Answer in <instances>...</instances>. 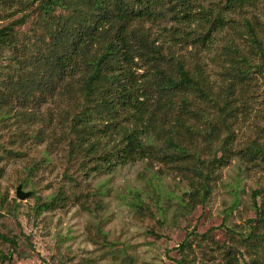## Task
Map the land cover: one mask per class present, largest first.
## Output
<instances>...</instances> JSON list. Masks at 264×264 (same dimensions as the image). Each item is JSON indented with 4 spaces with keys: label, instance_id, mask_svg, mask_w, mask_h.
I'll return each instance as SVG.
<instances>
[{
    "label": "trees",
    "instance_id": "16d2710c",
    "mask_svg": "<svg viewBox=\"0 0 264 264\" xmlns=\"http://www.w3.org/2000/svg\"><path fill=\"white\" fill-rule=\"evenodd\" d=\"M260 1L225 0L224 9L244 12ZM198 2L0 0V127L14 128L12 143L23 144L42 143L54 125L51 135L60 131L68 141L70 161L81 158L79 169L98 174L136 160H157L188 183L189 199L183 207L192 211L208 204L221 170L234 158L264 161V146L256 140L235 148L240 115L253 108L250 101L258 85L254 75L264 77V42L247 22L261 61L252 64L234 45L225 46L237 58L220 75L222 83H212L203 64L191 67L187 56L176 55L148 27L169 20L188 25L201 20L203 31H186V39L208 47L230 20L222 12L213 17ZM196 5L200 11H194ZM179 30L174 27L170 34L172 43L179 39ZM241 62L249 68L238 66ZM140 63L147 79L134 72ZM136 198L137 212L154 217L152 205L139 194ZM66 199L62 192L39 208ZM252 210L247 230L226 225L229 246L215 242V250L210 249L223 262L210 264H241L242 259L245 264H264V189L252 192ZM10 235L0 233V241L12 248L8 255L0 253V264H14V254L22 256L17 236ZM179 250L177 264H196L192 241Z\"/></svg>",
    "mask_w": 264,
    "mask_h": 264
},
{
    "label": "rangeland",
    "instance_id": "374dc122",
    "mask_svg": "<svg viewBox=\"0 0 264 264\" xmlns=\"http://www.w3.org/2000/svg\"><path fill=\"white\" fill-rule=\"evenodd\" d=\"M198 3L213 17L222 12L230 20L215 34L211 45L202 47L191 42V38L186 39V31H203L201 20L191 25L170 20L155 26L149 24L153 37L159 36L167 46H172L176 55L187 56L191 67L196 62L203 64L209 80L216 84L222 83L220 75L237 58L228 46L234 45L252 64L261 61L252 47L246 24L251 23L264 42V0L244 12L224 9L225 0ZM200 10L196 5L194 11ZM174 27L180 28L179 39L172 43L170 34ZM242 65L238 64L249 68ZM139 66L134 72L147 79L143 64ZM254 76L258 85L250 101L253 108L246 116L240 115V123L235 127L237 149L254 140L264 146V77ZM52 127L47 129L42 143L23 144L12 143L14 128L0 127V233L18 238L17 250L22 256L14 254V264H177L182 258L179 246L186 241H192L196 264L221 263L222 257L210 249L215 250V242L229 246L226 225L245 231L254 217L252 192L264 189L261 158H234L221 170L222 179L210 202L189 211L183 207L189 199L188 183L171 168L145 159L120 165L111 173L79 169L82 159L70 161L68 141L60 137V131L51 135ZM20 185L24 192L31 193L28 198L17 197ZM62 192L67 197L65 202L40 210L39 206ZM137 194L155 209L154 217L137 212ZM257 201L260 203L261 197ZM203 249L207 255H203ZM1 252L8 255L12 248L0 241ZM241 264H245L244 259Z\"/></svg>",
    "mask_w": 264,
    "mask_h": 264
},
{
    "label": "water",
    "instance_id": "95a60500",
    "mask_svg": "<svg viewBox=\"0 0 264 264\" xmlns=\"http://www.w3.org/2000/svg\"><path fill=\"white\" fill-rule=\"evenodd\" d=\"M31 195L30 192H24L22 190V185H20L18 188H17V197H20L21 199H26L28 198L29 196Z\"/></svg>",
    "mask_w": 264,
    "mask_h": 264
}]
</instances>
